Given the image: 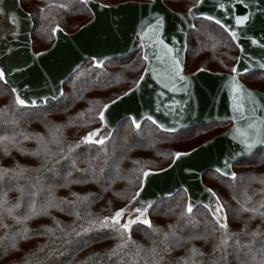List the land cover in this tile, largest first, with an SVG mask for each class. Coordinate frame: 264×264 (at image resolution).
Wrapping results in <instances>:
<instances>
[{"label":"trees","instance_id":"obj_1","mask_svg":"<svg viewBox=\"0 0 264 264\" xmlns=\"http://www.w3.org/2000/svg\"><path fill=\"white\" fill-rule=\"evenodd\" d=\"M20 1L23 9L29 12L34 21L32 47L35 51H42L50 46L54 39L50 31L52 27L60 25L64 31L72 33L92 16L81 0ZM108 1L115 4L127 0ZM164 2L175 11L184 12L195 0H164ZM61 4L65 7H59ZM187 43L186 73L203 67L215 72H229L237 60L238 48L235 42L211 21L196 20L195 29L189 33ZM144 65L145 61L141 60L140 50L123 59L108 60L100 68L93 66L89 60L85 61L64 82L63 95L59 100L45 107L25 110L22 116L16 114L15 117L10 108L12 92L5 83L0 82V109L9 110L5 117L7 122L0 123V137L14 138L13 143L4 142L7 153L3 146H0V170L7 168L18 171L17 166L26 170L23 176L11 179L9 177L13 174L10 172L0 182V196L7 193L8 206L15 204L18 200L20 202V207L14 210L12 216L0 209V264H25V261L28 264H35L36 260H39L40 264H79L89 256L93 259L89 260L88 264H96V261H99V264H119L117 258L109 259L104 255L109 248L120 242L118 237L108 232L103 235L87 234L84 237V240H87V246H84L83 240L79 247L74 243L71 245L70 254L66 251L64 256L49 257L48 249L44 252L39 251L45 244L51 242L52 237L44 234L47 228L55 230L56 221L64 226L72 224L74 220L73 216L68 215V212L72 210L71 205L61 204L60 201H72L81 214L87 210L101 218L110 215L112 211L126 203L134 190L128 184L130 170L138 166L133 161L145 162L146 166L158 170L171 162V154L175 151H188L206 139L221 133L230 125V122H213L184 131L167 133L144 120L141 122V130L137 135L130 122L125 119L119 123L106 142V155L96 146H82L72 156L75 168L71 166V161L63 160L59 164L49 161L41 167L43 159L40 156L31 155L39 147L36 137L43 136L47 139L52 126H60L57 135L62 139L63 146L67 150L69 142L79 140L81 135L99 124L93 122L84 127H78L82 120H87L88 110L92 109L95 113L103 103L109 102L110 99L132 87ZM241 79L249 88L264 92L263 72L251 71L241 76ZM80 113L84 116L78 115ZM24 134L29 135L30 138L25 140ZM101 168L104 169L102 173ZM232 169L237 176L235 181L215 171H208L203 176V182L216 192L224 204L230 231L238 233L250 213L240 212L237 216L235 211L239 208L237 201L243 202L245 193L251 198L246 205L248 207L258 206L261 201H264V191H262L264 184L260 183L264 180V148L238 161ZM17 187L23 189V196L16 191ZM77 197H86L87 200L80 202ZM48 201L54 203L56 207H48ZM185 201L186 194L180 190L175 195L159 201L150 211V219L155 227L162 230L161 235L169 231V225H175L177 236L181 240L182 246H177L170 253L163 254L165 256L163 264H169V261L175 262L177 258L182 260L186 255V249L189 248L203 252L204 257L197 259H201L203 264H210L209 254L212 253L213 245L219 241L220 232L217 231L214 237L209 235L207 241L189 240L190 236L205 233L204 220L207 213L200 206L195 210L192 222L177 221L181 211L180 206ZM33 207L35 215L32 214ZM46 207L47 214H44L43 209ZM61 209L64 210L61 211ZM26 215L30 218L24 220ZM77 223L80 222L77 221ZM25 227L29 229L26 239L18 235ZM257 228L264 232V222L258 215L249 222L247 230L251 232ZM56 234L59 235L58 232ZM161 235L139 225L134 226L132 239L145 250L151 248L155 241L159 250V247H162L159 245ZM251 240L249 236L239 237L241 245L249 244ZM262 241L264 237H258L251 244L252 253L256 254L257 259H259L258 250L261 248ZM169 243L175 242L170 240ZM13 244H15L14 247ZM52 247H60V245L57 242ZM67 248L68 246H64L61 250ZM227 254V264H242L243 261L250 260V254L246 248H240L237 252L235 237L229 241ZM140 255L150 260V255L146 252L142 251ZM219 255V253L215 254L217 258ZM122 259L124 264H128V256H123ZM146 259L137 258V264H146Z\"/></svg>","mask_w":264,"mask_h":264},{"label":"water","instance_id":"obj_2","mask_svg":"<svg viewBox=\"0 0 264 264\" xmlns=\"http://www.w3.org/2000/svg\"><path fill=\"white\" fill-rule=\"evenodd\" d=\"M81 1L92 14L91 19L72 33L64 31L59 25L62 31L53 35L54 39L50 46L42 51H35L32 47L34 27L32 16L23 9L20 0H0V9L3 10V14H0V67L8 70L6 85L10 90L16 87L20 91H25L27 86V94L32 99L37 98L34 94L49 97L47 104L38 101V106L35 108L45 107L61 98L64 82L85 61H91L93 66L94 60L100 61L103 66L108 60L123 59L139 50L141 56L145 52L151 56L152 49L140 48L137 33L143 21L152 20L155 16L163 17L162 38L170 47L180 49L178 55L184 69L182 74L192 81V86L184 91L183 82H178L176 86L178 90L169 91L161 88L152 79L151 73H144L145 81L142 82V87L134 94L130 93L124 99V103L118 106L121 119L112 123L109 131L113 134L119 123L125 120L126 109H131L132 114L137 111L151 114L159 124L167 129H173L172 131L160 129L167 133L184 131L213 122H230V125L221 133L188 150L189 156L182 157L172 167H169L171 162L163 167L166 171L161 172L160 168L154 170L158 174L150 178L151 182L143 193L146 200L155 202L154 207L159 201L185 188L189 189V192L185 193L186 200L191 197L193 200L207 202L204 189L211 187L204 184L203 176L208 171H215L218 166L222 167L218 161L222 162L226 159L233 149L239 150L235 142L231 140L230 129L233 127V122L228 119L232 115L231 99L225 85L231 73L230 71L215 72L204 67L203 72L196 69L186 73L187 39L189 33L195 29V21L203 19L201 14L224 20L238 34L237 39L233 41L238 48L234 65L240 71V75L237 76L238 82L249 91L264 97V92L249 88L241 79V76L251 71L264 73V67H261L264 65V23H262L264 14L261 12L264 9V0H244L240 4L237 0H205L199 9H193L195 16L187 14L192 5L186 11L179 12L169 8L164 0H127L115 4L104 3L102 0ZM220 3L226 5L225 10L218 7ZM245 4L248 7H245ZM249 14H251V20L246 23V26L235 25L236 15ZM12 16L17 18V23H13ZM13 32L15 36L12 35ZM173 37L174 41L171 39ZM253 40L256 41L255 44L252 43ZM37 52L45 53V55L36 57ZM25 60H27V66L24 64ZM157 65L158 62L153 58L145 61L144 68ZM17 67L22 71H15ZM145 83L151 84L152 87L143 86ZM133 87L135 84L130 88ZM160 92L164 93L163 96L159 95ZM165 113L168 114L165 115ZM142 121L144 120L140 123ZM99 127L102 126L98 124L94 128ZM252 155L247 154L246 158ZM242 159L244 158H237L238 161ZM235 163L237 162L234 161L233 165ZM231 171L234 172V169L231 168Z\"/></svg>","mask_w":264,"mask_h":264},{"label":"snow or ice","instance_id":"obj_3","mask_svg":"<svg viewBox=\"0 0 264 264\" xmlns=\"http://www.w3.org/2000/svg\"><path fill=\"white\" fill-rule=\"evenodd\" d=\"M204 2L205 0H195L192 6L188 9L187 14L195 16L196 14L193 12V9H199ZM243 2L244 0H237L238 4ZM101 6L107 7L108 5ZM59 7H65V5L61 4ZM218 7L221 10L226 9V5L224 3H220ZM245 7H248V5L245 4ZM227 10L230 11V9ZM261 12L264 14V9H262ZM0 14H3L2 9H0ZM201 15L203 16V19L211 21L216 26H219L220 29L229 35L232 41L237 39V32L232 30L224 20L211 15ZM11 19L13 23H17V18L15 16H12ZM250 20L251 14L236 15L234 17V23L239 27L246 26V23ZM262 23H264V21H262ZM163 26L164 18L155 16L152 20L143 21L141 23L140 30L137 33L140 40V48L153 50L151 56L145 52L141 56V60L150 61L154 58L158 62V65L145 67L144 72L136 81H134L135 87L129 88L122 96L117 95L115 99H110L109 102L103 103L102 107H100L95 113H93L92 109H89L87 120H82L78 125V127H84L87 124L98 122L102 127L88 130L80 136L79 140L69 142L67 150H65L63 146L62 139L57 135L60 126H52L48 132L47 139L43 136L36 137L39 147L37 151L32 152L31 155L40 156L43 159L41 167H44L49 161H52L54 164H59L60 161L63 160L65 162L71 161V166L75 168V161L72 160V156L75 151L80 149L82 146H96L99 151L105 152V144L112 135V132L109 131V126L121 119V113L118 110V106L124 103V99L128 97L130 93L134 94L142 87V82L145 81L144 73H151L152 79H154L161 88L168 89L169 91H177L178 89L176 86L178 82H183L184 91H187L192 86V81L182 74L184 69L182 67V61L178 55L180 49L170 47L169 44L165 43V40L162 38L161 30ZM50 31L51 35H56L57 32L62 31V29L57 25L52 27ZM12 35L15 36L16 34L13 32ZM171 39L174 41L175 38L173 37ZM252 43L255 44L256 41L253 40ZM44 55L45 53L42 52L35 53L36 57H42ZM93 63L97 68L102 66L100 61L94 60ZM24 64L27 66V60L24 61ZM261 67H264V65H261ZM14 70L17 72L22 71L19 67ZM198 71L203 72L205 69L200 68ZM7 73V69L0 67V82L5 84L8 83V80L6 79ZM230 73L231 75L228 77L225 85L231 99L230 110L232 115H230L228 119L233 122V127L230 129L231 140L235 142L239 150L237 151L236 149H233L228 154L226 159L222 162L218 161L219 164H222V167H216L215 172L221 176L230 177L231 180L235 181L237 179L236 173L231 171L233 162H238L237 158H246L247 154H254V152L258 151L260 148H264V97H260L257 93L249 91L238 82L237 76L240 75V71L236 66L231 67ZM193 75H195V73ZM143 86L148 88L152 87L151 84L146 83ZM26 87L27 86H25V91H20L16 87L11 88L13 98L10 108L13 117H15L16 114L22 116L25 110L37 107L38 101L44 104L48 103L49 97L47 96L34 94L37 98L32 99L31 96L27 94ZM163 94V92L159 93L160 96H163ZM61 95H63V93H61ZM52 98H55L54 94ZM8 111V109H0V123L7 122L5 117L8 115ZM125 112L127 115H125L124 118L130 122L137 135H139L141 130V120L151 122V124L155 125L158 129H164L165 131L173 130L167 129L163 125L159 124L158 121L149 113H139V111H137L135 114H132L131 109H126ZM167 114L168 113H165V115ZM78 115L81 117L84 116L83 113ZM13 122L15 121L13 120ZM23 138L27 140L30 136L24 134ZM5 141L13 143L14 138L0 137V146H3L5 153H7V147L4 143ZM53 146H55V148H53ZM19 150L22 151L23 149ZM189 155L190 153L187 151H175L171 154V163L169 164V167L175 165L182 157ZM55 157H58V159H54ZM133 163L138 166L130 170L128 184L134 190L131 192L126 203L122 207L115 209L110 215H106L101 218L94 216L87 210L81 214L80 211L76 210L77 205L72 201H60L61 204L71 205L72 210L68 212V215L73 216L74 220L72 224L64 226H62L59 221H56L55 230L53 228H47L44 234L52 237L51 242L49 244H45L39 249V251L44 252L45 249H48L47 255L49 257L64 256L66 251L70 254L71 245L74 243L77 247H79L81 240H83L84 246H87V240H84V237L87 234L98 233L103 235L105 232H108L112 234V236L118 237L120 241L104 253V255H106L109 259L117 258L119 260V264H124L122 257L128 256V264H137V258L146 259V257H141L140 255V253L144 251L147 255H150V260L146 259V264H163L165 260V256L163 254L170 253L177 246H182L181 240L177 236L175 225H169V231L163 232L161 235L162 230L155 227L150 219V209L154 207L155 202L146 200L143 197V193L146 191L147 185L151 182L150 178L158 173L154 171L152 167L146 166L145 162L133 161ZM17 168L18 171L7 168L0 170V182H2L10 172L13 174V176L9 177L10 179L13 177L23 176V173L26 170L19 168V166H17ZM103 171L104 169L101 168L100 172L102 173ZM159 171L164 172L166 169L161 167ZM260 183L264 184V180H261ZM16 191L20 192L22 196L24 195L22 188L17 187ZM262 191H264V189H262ZM183 192L188 193L189 189L185 188L183 189ZM204 192L207 194L205 197L207 202H204L203 200H193L191 197H188L185 203L180 206L181 211L177 216V221L183 220L185 223L192 222L194 220L195 210L201 205L207 213L204 220L205 233L203 235L190 236L188 239H203L207 241L209 235L214 237L215 233L219 231L220 239L213 245L212 253L209 254L210 264H227V248L229 246V241L234 237L237 252L240 248H246L250 254V260H245L242 264H264V241H262L261 248L258 250L259 259H257L255 253H252L251 248V244L256 238L264 237V232H261L259 228L254 229L251 232L247 230L249 222L257 215L260 217L261 221L264 222V211H262V209H264V201H261L258 206L248 207L246 205L249 203L251 198L247 197L245 193L244 201H237L239 208L235 211L237 216H239L240 212H247L250 213V215L244 222V226L241 228L240 232L232 233L229 228L225 206L217 196L216 192L211 188L204 189ZM33 195H35V193H33ZM6 197L7 193L0 196V209H3L7 215L12 216L14 210L20 207V202L18 200L15 204L8 206V200ZM77 200L83 202L86 201L87 198L77 197ZM47 206L56 207V205L51 201H48ZM63 210L64 209H61V211ZM43 212L44 214H47V207L43 209ZM32 214H36L34 207ZM29 218L30 217L27 215L24 216V220ZM13 219H16V217H13ZM77 221L80 223H77ZM139 225H143L151 232L161 235L159 245L162 247H159V250L155 241L153 242V246L151 248L145 250L132 239L134 226ZM28 232L29 229L25 227L18 235H20L21 238L26 239ZM57 232L59 235L56 234ZM241 235L249 236L252 240L249 244L241 245L239 242V237ZM170 240L175 243L170 244ZM57 242L60 247H52V245ZM14 246L15 244H13V247ZM64 246H68V248L61 250ZM216 253L220 254L218 258L215 256ZM204 255L205 254L203 252L195 248H189L186 249V255L182 260L177 258L175 262L169 261V264H203L202 260L197 258H202ZM33 256H35V254H33ZM92 259L93 257L89 256L85 261H80L79 264H88V261ZM25 264H28V262L25 261ZM35 264H40V261L36 260ZM96 264H99V261H96Z\"/></svg>","mask_w":264,"mask_h":264},{"label":"rangeland","instance_id":"obj_4","mask_svg":"<svg viewBox=\"0 0 264 264\" xmlns=\"http://www.w3.org/2000/svg\"><path fill=\"white\" fill-rule=\"evenodd\" d=\"M107 1V3H110L108 0H105V2Z\"/></svg>","mask_w":264,"mask_h":264},{"label":"built area","instance_id":"obj_5","mask_svg":"<svg viewBox=\"0 0 264 264\" xmlns=\"http://www.w3.org/2000/svg\"><path fill=\"white\" fill-rule=\"evenodd\" d=\"M102 1H103L104 3H106V2H107V1L105 2V0H102Z\"/></svg>","mask_w":264,"mask_h":264}]
</instances>
